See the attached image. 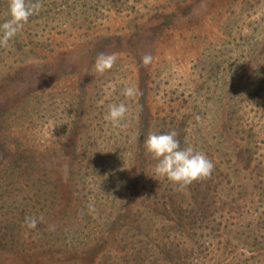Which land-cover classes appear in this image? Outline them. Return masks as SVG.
<instances>
[{
	"label": "rangeland",
	"instance_id": "rangeland-1",
	"mask_svg": "<svg viewBox=\"0 0 264 264\" xmlns=\"http://www.w3.org/2000/svg\"><path fill=\"white\" fill-rule=\"evenodd\" d=\"M39 3L0 47V264H264V0ZM173 130L214 164L183 189L144 147Z\"/></svg>",
	"mask_w": 264,
	"mask_h": 264
},
{
	"label": "clouds",
	"instance_id": "clouds-1",
	"mask_svg": "<svg viewBox=\"0 0 264 264\" xmlns=\"http://www.w3.org/2000/svg\"><path fill=\"white\" fill-rule=\"evenodd\" d=\"M40 8L39 0H10L9 16L10 19L0 24V47H6L9 41L17 35L29 18L35 15ZM115 54L106 55L101 53L97 56L94 64V71L104 74L112 69L116 63ZM152 61L150 55L143 57L145 65ZM134 89L126 87L123 95L126 97L134 96ZM128 113V107L124 103L113 104L109 107L105 120L113 127H120ZM146 151L156 161L154 175L165 178L183 189L194 181L208 177L213 169V162L206 154L194 150L191 146L181 148L177 139L176 131L167 133L152 132L144 142ZM37 219L27 217L25 226L29 230L37 228Z\"/></svg>",
	"mask_w": 264,
	"mask_h": 264
},
{
	"label": "trees",
	"instance_id": "trees-1",
	"mask_svg": "<svg viewBox=\"0 0 264 264\" xmlns=\"http://www.w3.org/2000/svg\"><path fill=\"white\" fill-rule=\"evenodd\" d=\"M141 168H139V167H137L136 169H132V173H136L135 171H137V170H140ZM138 180H139V178L137 177V178H135V177H133L132 175L131 176H129V179H128V181H126L125 180V182H129L130 184L129 185H131L130 186V188H132L131 189V194H130V199H128L127 201H129V204H128V206H127V208L125 207V206H121V210L119 211V214H122V212L124 211V210H128L127 211V214L126 215H129V213H130V210H131V208L133 207V206H135V204H136V200H135V192H136V190L135 189H138L139 188V185L140 184H138L139 182H138ZM124 181V180H123ZM124 182V183H125ZM123 183V184H124ZM125 196V195H124ZM162 199H163V197H162ZM78 205H80V204H78ZM189 215V214H188ZM183 220H185L186 218H182ZM193 219V218H192ZM183 220H181V223H182V221ZM181 223H176L175 225H174V228H176V229H182L183 228V225H181ZM127 226H129V225H127ZM126 225L124 226L125 228L127 227ZM45 237H47V238H50V236H49V234H47V235H45ZM46 244V243H45ZM44 245V244H43ZM42 245V246H43ZM161 253H163V252H161ZM22 259H26V262L28 263L29 261L30 262H32V261H37L38 259H39V261L41 262V263H43V261L45 260V261H47L46 260V258H32V256H31V258H22ZM48 259H50V260H53L54 261V259H56V258H48ZM97 259H99V258H97ZM137 260H139V261H141L139 258H135V262H137ZM105 263H107L108 262V264H111L110 263V258H106L105 260ZM129 262H131V261H133L132 259H130V260H128ZM226 261L227 260H225V264H226ZM66 263H68L67 261H65V264ZM97 263V262H96ZM128 263V262H127ZM157 263H163V264H188L189 262L188 261H185V260H183L182 258H158V259H156L155 260V262H154V264H157ZM134 264H137V263H134ZM140 264H147V262H146V260H142V262L140 263Z\"/></svg>",
	"mask_w": 264,
	"mask_h": 264
}]
</instances>
